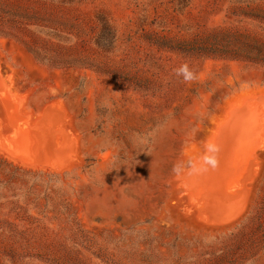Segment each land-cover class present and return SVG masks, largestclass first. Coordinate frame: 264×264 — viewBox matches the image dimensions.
Here are the masks:
<instances>
[{"label":"rangeland","instance_id":"1","mask_svg":"<svg viewBox=\"0 0 264 264\" xmlns=\"http://www.w3.org/2000/svg\"><path fill=\"white\" fill-rule=\"evenodd\" d=\"M0 264H264V0H0Z\"/></svg>","mask_w":264,"mask_h":264},{"label":"clouds","instance_id":"2","mask_svg":"<svg viewBox=\"0 0 264 264\" xmlns=\"http://www.w3.org/2000/svg\"><path fill=\"white\" fill-rule=\"evenodd\" d=\"M177 77L182 78L185 82H190L196 78L197 74L185 63L175 70ZM219 147L212 141H209L205 145V154L194 161L192 164V171L194 173H206L210 169H214L218 164L217 153ZM175 170V169H174Z\"/></svg>","mask_w":264,"mask_h":264},{"label":"bare ground","instance_id":"3","mask_svg":"<svg viewBox=\"0 0 264 264\" xmlns=\"http://www.w3.org/2000/svg\"><path fill=\"white\" fill-rule=\"evenodd\" d=\"M52 139H49V141H48V143H47V145H48V147L47 148H49V152H51V150H52V141H51ZM185 158V156L183 155V158L182 159H184ZM20 161V160H19ZM39 167H43V168H46V169H53V168H58V167H47V166H41V165H38ZM229 215L230 214H227V213H222V212H220V211H218L217 213H216V217L217 218H220V219H225V218H228L229 217Z\"/></svg>","mask_w":264,"mask_h":264}]
</instances>
